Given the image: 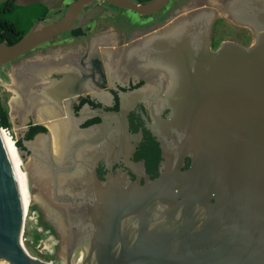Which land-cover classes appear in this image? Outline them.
I'll use <instances>...</instances> for the list:
<instances>
[{
    "label": "water",
    "instance_id": "water-1",
    "mask_svg": "<svg viewBox=\"0 0 264 264\" xmlns=\"http://www.w3.org/2000/svg\"><path fill=\"white\" fill-rule=\"evenodd\" d=\"M98 1L152 16L172 0H73L59 18L38 21L13 44L0 42V67L103 16L108 11L105 6L90 7ZM253 13L260 23L251 25L254 37L246 47L225 42L215 51L194 50L188 40L184 43L185 30L180 38L170 29L194 13L181 15L157 31L168 37L166 52L173 57L169 63L180 66L172 73L188 74L184 82L172 77L164 92L170 99L163 105L172 111L170 128L179 124L173 126L177 130L164 147L161 174L141 185L125 178L102 182L93 173L89 192L97 197L84 199L80 217L73 216L77 232L64 247L63 260L55 254L52 262L37 258L23 243L26 203L0 124V260L8 264H264V6ZM61 62V57H44L25 59L21 66L53 71ZM19 67L13 68V79H19ZM36 96L46 106L56 102V95ZM10 115L14 118L15 112ZM186 159L191 165L183 170ZM37 202L45 205L42 199ZM137 220H143L144 226L123 227Z\"/></svg>",
    "mask_w": 264,
    "mask_h": 264
},
{
    "label": "flooded vegetation",
    "instance_id": "flooded-vegetation-1",
    "mask_svg": "<svg viewBox=\"0 0 264 264\" xmlns=\"http://www.w3.org/2000/svg\"><path fill=\"white\" fill-rule=\"evenodd\" d=\"M6 1L9 0L1 2ZM64 1L63 7L57 9V12L68 7ZM224 1L226 0H218L215 4L213 0H192L184 10H175L164 18L161 14L169 12L170 8L177 4L176 0H172L166 8L152 16H128L126 11L129 10L98 1L90 7L99 4L105 6L108 11L87 26L68 32L60 42L64 43L62 47L68 39L77 43L83 40L84 43L77 44L63 59L62 55H59L62 62L58 68L52 71L46 67L37 72L29 67L23 68L20 62L30 59L28 55L58 40L59 36L8 65L10 70L7 75L10 83L7 89V109L12 125L8 129L12 132L16 147L22 152L25 164L36 156L44 163L42 169L40 168L43 176H46L42 177L46 181L44 185L39 182L34 184L32 174L29 175V183L33 184L30 186L33 196L46 201L44 206L39 203L40 213L59 238L60 253L56 256L58 259H62L60 254L64 247L67 248L73 242V231L77 232L73 216L78 213L80 217V208L85 207L84 199L97 197L89 192L93 173L102 182L111 178H125L141 185L154 181L161 174L165 160L164 147L170 143L174 131L177 130L173 126L179 124L174 123L170 128L171 123L168 121L171 120L172 111L163 106L170 101L164 95L167 88L165 86L176 76L181 77L182 82L186 81L188 74L181 73L182 71L176 75L172 73L174 67L180 66L169 63L173 57L166 52L168 37L165 36V31H157L165 30L181 15L194 13L195 15L181 21L184 22L186 35L199 34V42L188 39L194 50L204 52L209 48L215 51L225 42H235L245 47L252 43L253 22L244 19L239 22L242 26L236 24L234 21L238 20L231 15H225L218 5ZM14 2L21 7L40 3L52 9L45 0ZM84 12L85 10L82 13ZM212 12L216 15L211 16ZM202 13L207 15L202 18L203 16H199ZM56 17L54 15V18ZM196 18L203 21H192ZM122 23L127 25L121 29L115 25ZM176 24L178 23L171 25L170 29ZM223 27L227 29L222 30ZM53 59L58 60V56ZM43 63L47 64L48 61ZM16 66H20L19 79H13V68ZM47 93L56 95V102L52 103L54 106L43 105L41 99L36 98V94H46L47 98ZM48 98L53 100L50 96ZM157 102L162 103L161 107L157 106ZM19 109L21 112H18ZM12 110L15 112L14 118L10 115ZM76 119H80L78 124L74 122ZM67 122L71 126L66 128V136L62 146L58 147L60 153L57 156V144L54 143L52 131L55 132L56 124ZM51 123L54 124L49 127ZM38 127L41 129L37 130ZM34 131L36 133L33 138L29 139L27 136ZM48 134L51 136L47 137ZM69 138L72 143L68 141ZM39 140H44L45 144L43 149L36 153L28 143ZM19 142L22 147L18 145ZM55 155L58 157L56 160ZM190 165L191 160L186 159L183 170L190 168ZM143 226V220H137L136 223L125 224L123 227ZM62 234H65V237ZM68 253L67 250L66 255Z\"/></svg>",
    "mask_w": 264,
    "mask_h": 264
},
{
    "label": "rangeland",
    "instance_id": "rangeland-1",
    "mask_svg": "<svg viewBox=\"0 0 264 264\" xmlns=\"http://www.w3.org/2000/svg\"><path fill=\"white\" fill-rule=\"evenodd\" d=\"M3 0H0V2ZM177 4L174 5L173 8H170L168 16H170L173 12H175V10H184L185 6L188 4V2L192 1V0H176ZM46 3H48L52 9H54L55 11H53V16L50 17V19H54V15L57 16L56 18H59L66 10V8L61 9L60 11H56L57 9L63 7V0H45ZM66 5H70L72 3V0H65L64 1ZM218 0H213V3H217ZM34 5H22V7L20 8V12L25 13L27 11V9H31ZM46 6V5H45ZM48 7V6H47ZM50 8V7H49ZM50 10V9H49ZM115 11H120V10H116ZM123 13V11H121ZM58 13V15H56ZM128 16H137L135 15L136 13L134 12H130V11H126ZM165 13V12H164ZM228 14V13H227ZM163 15V14H161ZM16 13L15 11L13 12H4L2 14V18L11 21V22H16ZM55 18V19H56ZM46 20H49L46 19ZM37 19L34 17H26L22 20V22H20L18 24V27L21 30H29L31 29L32 26H34L37 23ZM236 24H238L239 26H242L241 23H239L240 21H234ZM224 25L226 23H223ZM118 25V29H121V27H124L125 25H127L126 23H122V24H115ZM234 27V26H232ZM235 28V27H234ZM227 29L226 27H223L222 30ZM224 33L227 32L223 31ZM67 34H62L61 36L58 37V40H54L51 43L47 44L46 46L42 47L40 50H37L33 53H31L30 55H28V58L30 59H42V58H46L49 57L54 58L55 56L62 55V57L65 55H67L68 53H71L72 48L74 49L75 47H77V44H83L84 41L80 40L77 43V41L75 42L74 40L68 39L67 43L65 46L62 47V44L64 43H60L61 40L64 39V37H66ZM22 62V61H21ZM20 62V64H21ZM9 67L6 66V68L0 67V94L3 98V101L7 107L8 105V84L10 83L9 79H8V73H9ZM17 138V136L15 137V139ZM39 203L37 201H31L27 204L26 206V223H25V231H24V243L25 245L31 249V250H36V248L40 249L41 251H44L45 253L50 254L49 252L52 251V253L55 254V256H57L60 253V250L58 249V242H59V238L56 235L55 231L52 230L51 226L48 225V223L45 221L44 216L40 213V207H39ZM36 247V248H35ZM62 248V247H61ZM63 249V248H62ZM61 249V250H62ZM62 253V252H61ZM42 253L40 251L38 252H33L32 255L35 257H41ZM61 255V254H60ZM62 256V255H61ZM63 260V259H61Z\"/></svg>",
    "mask_w": 264,
    "mask_h": 264
},
{
    "label": "bare ground",
    "instance_id": "bare-ground-1",
    "mask_svg": "<svg viewBox=\"0 0 264 264\" xmlns=\"http://www.w3.org/2000/svg\"><path fill=\"white\" fill-rule=\"evenodd\" d=\"M242 2H245V3H242ZM245 4V5H244ZM223 10H224V14L227 15H231L234 19L240 21V20H249L251 22H253L254 24L256 23H260V19L257 17V15H255V13H253V10L256 9V8H259V7H263L264 6V0H226L224 2H220L218 4ZM228 5L230 6V8H228ZM229 9V10H228ZM207 13H202L201 15H199L200 17L203 16L202 18H204V16H206ZM193 19V18H191ZM192 21H203V20H200V19H194ZM181 22V21H180ZM175 23V22H174ZM173 23V24H174ZM183 23L184 22H181L176 25L173 26V28L171 29V33L172 34H178L180 33V38H182L181 34L183 32ZM203 22H201L202 24ZM172 24V25H173ZM166 36V35H165ZM105 38V37H104ZM187 38V39H186ZM193 40L196 42V40L199 42V34H194V33H191L189 36L185 34V40ZM155 54V53H154ZM157 57V56H156ZM158 63H160L159 61H156ZM165 71V70H164ZM169 74H170V71H168ZM167 72V73H168ZM167 74V76L169 75ZM171 75V74H170ZM169 75V76H170ZM168 76V77H169ZM166 77V76H165ZM167 78V77H166ZM165 78V79H166ZM170 78V77H169ZM167 81V80H166ZM169 82V81H167ZM160 84V83H159ZM157 85V84H156ZM165 85V84H164ZM155 86V85H154ZM158 86V85H157ZM155 86V87H157ZM167 86V85H166ZM165 86V87H166ZM161 87V86H160ZM159 89V88H158ZM157 89V90H158ZM161 89V88H160ZM159 91V90H158ZM160 92V91H159ZM165 92V90H164ZM155 104V103H154ZM20 104L18 103V106ZM162 103H159L157 102V106H160L161 107ZM157 108V107H156ZM18 112H21L20 109L18 110ZM54 123H56L54 121ZM54 123H51L49 124V127L54 124ZM73 125V123H72ZM71 125L67 122L66 124H56L55 126V132L52 131V137H53V140H54V143L57 144V148H55V150L58 151L57 153V156L58 154L60 153L59 152V148L58 147H61L62 146V143L64 141V138L66 136V128H69ZM52 127V126H51ZM71 130V129H69ZM72 131V130H71ZM69 132V131H68ZM72 133V132H71ZM70 133V134H71ZM69 134V133H68ZM69 136V135H67ZM73 137V136H72ZM71 138V137H70ZM70 138H69V142H70ZM4 139H5V142H6V145L10 151V154H11V157L14 161V164H15V167H16V170H17V173H18V177H19V180H20V184H21V188H22V192H23V196H24V200H25V203H26V206L29 202L31 201H37V198L35 197V195L33 196L32 193H31V184L29 183L30 179H29V175L32 174L33 175V183L37 184V182H39V184H43L46 182L44 181V179L42 177H46V176H43V172L40 170V168L42 169V165L44 163H41L40 160H39V156H36L34 159L30 160V162L28 163H24V160L22 159V155L20 153V151L18 150V148L16 147V144H15V141L13 138H11L8 134H5L4 136ZM67 141V142H68ZM73 141V140H72ZM72 143V142H70ZM70 143H68V145H70ZM45 144V141L44 140H39V141H35L34 143H32L31 145V149L36 151L37 152H40L42 149H43V146ZM66 144V143H65ZM86 145V144H85ZM84 145V146H85ZM71 146V145H70ZM69 146V147H70ZM67 147V148H69ZM73 147L71 146V149ZM87 148V147H86ZM85 148V149H86ZM84 149V150H85ZM68 150V149H67ZM81 150V149H79ZM83 150V149H82ZM66 151V149H65ZM70 151V150H69ZM78 153V152H77ZM35 155V154H34ZM56 155L54 156L56 160L58 157ZM61 158V157H60ZM55 163V162H54ZM66 163V162H65ZM70 163V162H69ZM68 163V164H69ZM47 164V163H46ZM50 167V166H49ZM54 177V176H53ZM67 178V177H66ZM68 179V178H67ZM58 181V180H57ZM70 181V180H69ZM52 182V181H51ZM51 184V183H50ZM33 185V184H32ZM53 185V184H52ZM59 185V184H58ZM62 185V184H61ZM40 187V186H39ZM65 189V188H64ZM68 189V188H67ZM45 202V199L43 200ZM46 203V202H45ZM44 206V205H43ZM50 206V205H49ZM47 207V206H46ZM27 213V211H26ZM62 215V214H61ZM57 217V216H56ZM64 218V217H63ZM65 219V218H64ZM59 220V219H58ZM60 221V220H59ZM65 223V222H64ZM63 226V225H62ZM62 228V227H61ZM68 230V229H67ZM62 231V229H61ZM64 233V232H63ZM68 233V232H67ZM65 233V234H67ZM65 234H62L63 237H65L64 235ZM65 240V238H64Z\"/></svg>",
    "mask_w": 264,
    "mask_h": 264
},
{
    "label": "trees",
    "instance_id": "trees-1",
    "mask_svg": "<svg viewBox=\"0 0 264 264\" xmlns=\"http://www.w3.org/2000/svg\"><path fill=\"white\" fill-rule=\"evenodd\" d=\"M14 1L15 0H9L0 3V42H6L8 44H13L17 42L28 31V30H21L18 27V24L22 22L24 18L34 17L37 19V21L46 20L51 16H53V11H55L54 9H50L49 7L39 3V4H33L34 6H31L32 7L31 9H27V11L23 13L20 12L21 6L16 5ZM6 11L8 12L15 11L16 22H11L2 18V14ZM168 13L169 12H165L162 15V18L167 17ZM66 34L68 35V33ZM0 124L4 128L12 127L9 121L8 109L3 101L1 94H0ZM39 129H41V127L37 128V130ZM35 133L36 131L29 134L27 137L31 139L33 138V135ZM18 145L22 147L21 142H19Z\"/></svg>",
    "mask_w": 264,
    "mask_h": 264
},
{
    "label": "built area",
    "instance_id": "built-area-1",
    "mask_svg": "<svg viewBox=\"0 0 264 264\" xmlns=\"http://www.w3.org/2000/svg\"><path fill=\"white\" fill-rule=\"evenodd\" d=\"M3 132H4V134H8L11 138H13V135H12V132L8 129V128H4L3 129ZM23 243H24V234H23ZM24 245H25V243H24ZM25 247L30 251V253L32 254L33 252L35 253V252H38V251H40L42 254V256L41 257H39L40 259H46V260H49L50 262H52L51 260H53L54 259V253H52V251H50L49 253L50 254H48V253H45L44 251H41L40 249H38V248H36V250H31V249H29L26 245H25ZM38 258V257H37ZM0 264H8L7 262H5V261H3V260H0Z\"/></svg>",
    "mask_w": 264,
    "mask_h": 264
}]
</instances>
